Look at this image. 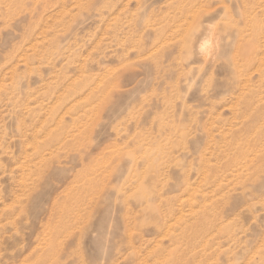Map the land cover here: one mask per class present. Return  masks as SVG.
Here are the masks:
<instances>
[{
    "label": "rangeland",
    "instance_id": "374dc122",
    "mask_svg": "<svg viewBox=\"0 0 264 264\" xmlns=\"http://www.w3.org/2000/svg\"><path fill=\"white\" fill-rule=\"evenodd\" d=\"M0 264H264V0H0Z\"/></svg>",
    "mask_w": 264,
    "mask_h": 264
},
{
    "label": "bare ground",
    "instance_id": "6f19581e",
    "mask_svg": "<svg viewBox=\"0 0 264 264\" xmlns=\"http://www.w3.org/2000/svg\"><path fill=\"white\" fill-rule=\"evenodd\" d=\"M193 206V205H192Z\"/></svg>",
    "mask_w": 264,
    "mask_h": 264
}]
</instances>
